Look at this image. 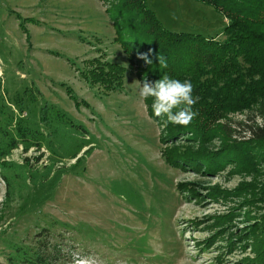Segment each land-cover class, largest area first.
Returning <instances> with one entry per match:
<instances>
[{"label":"rangeland","instance_id":"1","mask_svg":"<svg viewBox=\"0 0 264 264\" xmlns=\"http://www.w3.org/2000/svg\"><path fill=\"white\" fill-rule=\"evenodd\" d=\"M108 2L0 0V264H27L34 253L48 264H244L252 253L235 246L264 216L263 163L214 175L167 167L160 128L138 94L137 68L124 74L120 92L99 98L87 88L76 71L82 61L100 53L127 66L112 41ZM146 5L168 31L223 38L227 20L208 6ZM17 18L26 21L22 28ZM59 84L87 106L75 107ZM227 118L238 138L264 124L256 109L217 122ZM20 129L29 133L25 142ZM240 185L245 194L237 198L212 202L206 194L207 187ZM217 216L231 217L226 228H210Z\"/></svg>","mask_w":264,"mask_h":264},{"label":"trees","instance_id":"2","mask_svg":"<svg viewBox=\"0 0 264 264\" xmlns=\"http://www.w3.org/2000/svg\"><path fill=\"white\" fill-rule=\"evenodd\" d=\"M194 1L210 7L227 20L221 30V40L166 30L147 7L146 0H111L104 13L113 28L112 41L125 54L127 66L108 61L96 51L99 54L82 61V67L76 71L87 88H95L99 98L122 91L124 74L132 68H137L139 82L155 83L164 75L181 81L190 80L193 96L199 97L192 106V111L198 115L187 126L168 122L165 116H155L151 98L143 100L147 116L160 128L158 142L162 146L160 158L163 163L184 173L214 175L228 166L240 172H253L259 162L264 165V124L250 125L248 136L238 138L233 137L234 131L226 123L228 118L222 121L224 123L217 121L246 109H256L264 117V0ZM17 19L22 28L26 21ZM149 50L151 63L138 59L139 54ZM52 56L58 57L55 53ZM158 57L164 58L167 67L160 65ZM64 60L71 66V61ZM58 86L64 89L75 107L87 106L70 88L64 84ZM46 110L43 105L39 112L42 123L46 121ZM28 134L22 129L18 132L24 142L28 140ZM214 141L218 147L207 148ZM180 142L184 145H177ZM2 154L0 152V156ZM184 186L178 184L176 187L182 192ZM206 190L212 202L245 194L242 185L231 191L218 187H207ZM183 192L187 196L197 195L189 190ZM259 195L257 198L264 202V189ZM230 219L214 217L210 228H226ZM239 236L243 244L237 243L235 248L243 250L247 246L252 253V258L245 259L244 264H264V216L257 218L248 226L247 233ZM232 247L233 242L229 240L227 248ZM47 261L40 253H34L27 264H48Z\"/></svg>","mask_w":264,"mask_h":264},{"label":"clouds","instance_id":"3","mask_svg":"<svg viewBox=\"0 0 264 264\" xmlns=\"http://www.w3.org/2000/svg\"><path fill=\"white\" fill-rule=\"evenodd\" d=\"M148 53H141L138 59H142L145 63H151ZM159 63L163 67H167V62L163 57H158ZM139 96L147 101L152 100V110L155 116H165L168 122L180 126L189 125L198 113L192 111V106L198 101L199 97L193 96V85L190 80L181 81L179 79L170 78L164 75L155 83L147 80L136 82ZM184 105L183 108H180ZM179 111H173L174 109Z\"/></svg>","mask_w":264,"mask_h":264}]
</instances>
